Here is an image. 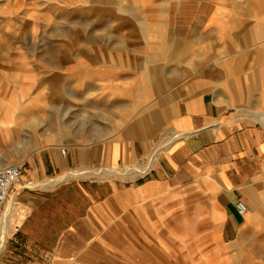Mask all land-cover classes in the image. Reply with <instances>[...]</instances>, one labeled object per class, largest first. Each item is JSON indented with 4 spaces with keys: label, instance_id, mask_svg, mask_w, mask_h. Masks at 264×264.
I'll list each match as a JSON object with an SVG mask.
<instances>
[{
    "label": "crops",
    "instance_id": "1",
    "mask_svg": "<svg viewBox=\"0 0 264 264\" xmlns=\"http://www.w3.org/2000/svg\"><path fill=\"white\" fill-rule=\"evenodd\" d=\"M191 1L180 5L193 24L191 54L170 58L185 65L182 85L135 124L89 143L64 144V133L0 158V169L23 165L6 201L0 264H246L264 248V0ZM154 67L155 87L174 81ZM139 71L137 106L146 100ZM94 73L97 91L129 93L124 70ZM105 168L122 171H94Z\"/></svg>",
    "mask_w": 264,
    "mask_h": 264
},
{
    "label": "rangeland",
    "instance_id": "2",
    "mask_svg": "<svg viewBox=\"0 0 264 264\" xmlns=\"http://www.w3.org/2000/svg\"><path fill=\"white\" fill-rule=\"evenodd\" d=\"M187 1L192 2L0 0V158H17L19 153L64 133L67 135L62 142L73 145L95 141L93 134L100 139L121 132L153 107L155 98L182 85L181 69L185 65L170 58L173 50L179 51L181 61L191 54L188 32L193 24L190 14L187 19L186 8L180 6ZM179 29L185 31L183 35H179ZM170 37L174 38L170 41ZM169 41L174 44L168 45ZM176 57L177 52L173 59ZM142 66L145 72L138 97L146 98V104L137 106L138 83L134 76ZM154 66L159 67V78L174 81H165L160 88L151 84L148 70L157 74ZM96 68L110 75L124 70L129 93L109 97L97 91ZM101 76L99 89L106 83ZM114 88L119 89L117 85ZM11 93L17 95L9 99ZM3 121L8 124L6 129ZM138 167L123 169L125 172ZM108 170L115 174L122 171L94 169L102 176H108ZM70 172L76 177L93 174ZM8 206L6 202L0 213V236L2 224L8 220ZM13 222L14 217L11 228ZM261 247L245 254L246 264L258 258L264 264Z\"/></svg>",
    "mask_w": 264,
    "mask_h": 264
},
{
    "label": "built area",
    "instance_id": "3",
    "mask_svg": "<svg viewBox=\"0 0 264 264\" xmlns=\"http://www.w3.org/2000/svg\"><path fill=\"white\" fill-rule=\"evenodd\" d=\"M61 154H65V150H61ZM23 165H10L0 169V210L6 201L10 188L17 182L20 181ZM239 214L243 215L246 213V206L243 202L239 201L236 205Z\"/></svg>",
    "mask_w": 264,
    "mask_h": 264
},
{
    "label": "bare ground",
    "instance_id": "4",
    "mask_svg": "<svg viewBox=\"0 0 264 264\" xmlns=\"http://www.w3.org/2000/svg\"><path fill=\"white\" fill-rule=\"evenodd\" d=\"M15 184H17V183H15ZM7 201V200H6ZM6 201L4 202V205H5V203H6ZM2 212V208H1V210H0V213ZM1 230H2V227H1Z\"/></svg>",
    "mask_w": 264,
    "mask_h": 264
}]
</instances>
